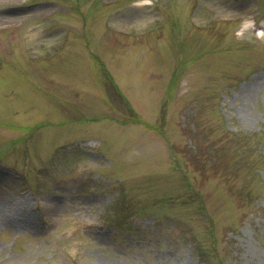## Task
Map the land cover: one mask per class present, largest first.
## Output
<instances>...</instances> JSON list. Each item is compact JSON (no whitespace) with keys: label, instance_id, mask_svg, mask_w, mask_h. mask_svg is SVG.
Returning a JSON list of instances; mask_svg holds the SVG:
<instances>
[{"label":"rangeland","instance_id":"374dc122","mask_svg":"<svg viewBox=\"0 0 264 264\" xmlns=\"http://www.w3.org/2000/svg\"><path fill=\"white\" fill-rule=\"evenodd\" d=\"M0 264H264V0H0Z\"/></svg>","mask_w":264,"mask_h":264}]
</instances>
